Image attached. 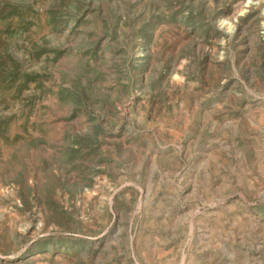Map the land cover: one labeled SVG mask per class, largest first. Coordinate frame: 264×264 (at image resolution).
I'll list each match as a JSON object with an SVG mask.
<instances>
[{
    "label": "rangeland",
    "instance_id": "obj_1",
    "mask_svg": "<svg viewBox=\"0 0 264 264\" xmlns=\"http://www.w3.org/2000/svg\"><path fill=\"white\" fill-rule=\"evenodd\" d=\"M0 264H264V0H0Z\"/></svg>",
    "mask_w": 264,
    "mask_h": 264
}]
</instances>
